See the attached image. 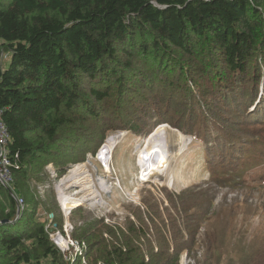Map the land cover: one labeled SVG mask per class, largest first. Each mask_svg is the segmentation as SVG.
Listing matches in <instances>:
<instances>
[{
  "label": "trees",
  "instance_id": "16d2710c",
  "mask_svg": "<svg viewBox=\"0 0 264 264\" xmlns=\"http://www.w3.org/2000/svg\"><path fill=\"white\" fill-rule=\"evenodd\" d=\"M0 48L11 53L6 68L0 59V108L26 198L17 216L0 183V264H82L36 218L27 180L50 162L62 173L77 144L101 137L99 146L114 126L194 128L230 95L248 99L236 112L244 129L264 123V0H0ZM127 244L109 252L112 264L179 260L177 251L146 262Z\"/></svg>",
  "mask_w": 264,
  "mask_h": 264
},
{
  "label": "rangeland",
  "instance_id": "374dc122",
  "mask_svg": "<svg viewBox=\"0 0 264 264\" xmlns=\"http://www.w3.org/2000/svg\"><path fill=\"white\" fill-rule=\"evenodd\" d=\"M10 57L6 52L4 65ZM217 91L220 100L224 88ZM230 96L211 115L200 116L194 128L183 120L184 129L169 123L184 135L169 164L173 185L144 177L137 161L157 125L151 122L139 133L114 126L99 146L101 137L81 150L80 144L73 147L62 173L54 162L28 173L36 218L54 230L71 223L72 236L90 242L87 264H112L109 252L120 246L128 250L129 242L146 262L153 255L165 263L168 254L179 251L177 264H264V123L244 129L236 112H245L248 99ZM110 137L117 143L108 170L100 151ZM77 165H85L86 173L66 179ZM63 195L81 200L69 216Z\"/></svg>",
  "mask_w": 264,
  "mask_h": 264
},
{
  "label": "bare ground",
  "instance_id": "6f19581e",
  "mask_svg": "<svg viewBox=\"0 0 264 264\" xmlns=\"http://www.w3.org/2000/svg\"><path fill=\"white\" fill-rule=\"evenodd\" d=\"M182 139H184L183 133L173 128L170 124L163 123L158 125V127L146 138L145 144L141 147L137 156L138 164L142 167L143 176L151 177L153 180H158V182L162 184L167 183L173 185L174 179L169 174V164L173 154H178ZM116 143V139L110 137L100 151V157L108 170V160L110 159L109 157ZM86 168L85 165H77L68 172L65 178L69 179L86 173ZM62 202L67 208H75L77 205L81 204L80 199L64 195Z\"/></svg>",
  "mask_w": 264,
  "mask_h": 264
},
{
  "label": "built area",
  "instance_id": "2783aa9c",
  "mask_svg": "<svg viewBox=\"0 0 264 264\" xmlns=\"http://www.w3.org/2000/svg\"><path fill=\"white\" fill-rule=\"evenodd\" d=\"M5 56L6 52L2 51L0 53V59L3 61ZM3 112L4 109L0 108V183L10 190L12 196L16 200L18 213H20L26 206V198L15 189L13 169L19 168V165L12 160L10 131L3 120ZM76 210L77 206L75 208H63L65 216L71 215ZM47 230L50 238L62 251L66 259L74 262L76 259L80 258L82 264H87L89 246L85 240L72 236L71 233L74 230V226L71 223H66L63 229L58 230H54L51 228V225H48Z\"/></svg>",
  "mask_w": 264,
  "mask_h": 264
},
{
  "label": "crops",
  "instance_id": "0c3cea01",
  "mask_svg": "<svg viewBox=\"0 0 264 264\" xmlns=\"http://www.w3.org/2000/svg\"><path fill=\"white\" fill-rule=\"evenodd\" d=\"M8 66V64L7 65H4V68H6Z\"/></svg>",
  "mask_w": 264,
  "mask_h": 264
}]
</instances>
